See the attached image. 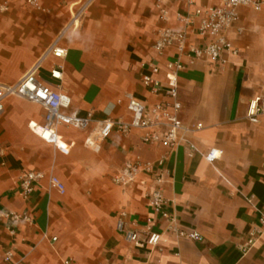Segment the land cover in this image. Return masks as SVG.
<instances>
[{
    "label": "crops",
    "instance_id": "obj_1",
    "mask_svg": "<svg viewBox=\"0 0 264 264\" xmlns=\"http://www.w3.org/2000/svg\"><path fill=\"white\" fill-rule=\"evenodd\" d=\"M88 1L78 29L57 42L66 55L49 54L38 73L70 97L63 112L89 119L88 126L58 125L57 144L68 148L60 150L30 128L44 122L41 104L18 97L4 103L0 264H60L65 257L72 264H264V114L259 123L246 116L250 100L264 95V8L238 9L227 32L238 53L224 55L226 63L182 58L180 118L192 128L188 137L200 152L218 148L220 159L211 164L201 153L189 156L181 145L158 164L167 149L144 143L139 129L127 135L111 131L98 149L86 140L107 118L130 119L129 95L148 106L159 99L141 82L150 62L163 64L175 56L174 49L163 57L154 51L159 30L178 27L177 15L222 0H42L39 8L0 0V83L21 78ZM161 9L169 12L168 20ZM52 68L61 69V80L51 78ZM137 158L153 163V171L128 186L116 184L119 171ZM27 171L56 175L65 192L50 188L45 177L24 196L21 179ZM155 187L167 200L164 211L180 229L199 232L200 240L168 229L167 219L149 204ZM121 212L126 229L142 238L148 230L160 233L159 243L128 241L118 229ZM13 213L29 220L15 223Z\"/></svg>",
    "mask_w": 264,
    "mask_h": 264
},
{
    "label": "built area",
    "instance_id": "obj_2",
    "mask_svg": "<svg viewBox=\"0 0 264 264\" xmlns=\"http://www.w3.org/2000/svg\"><path fill=\"white\" fill-rule=\"evenodd\" d=\"M23 3L39 8L42 0H21ZM193 4V0H187ZM88 2L82 4L72 13L71 20L64 27L56 38L55 42L48 48L41 57L30 67V69L17 81L10 84L0 83V115L4 111V103L8 98L18 97L33 103L41 104L45 109L44 122L40 125H30L31 130L43 141L52 143L58 149L67 151L68 148H61L57 140L61 136L57 133V126L60 124L73 125L78 128H86L89 119L79 118L75 112L66 114L63 109L68 108L71 103L70 97L47 85L38 77L42 61L52 54L55 57H64L66 50L57 45L58 40L67 32H75L80 24L81 18L85 14ZM7 5L4 4L3 7ZM242 6L252 7L255 10L264 8V0H222L220 4L197 8L194 12L180 14L176 16L179 22L178 27L167 26L159 30L158 36L153 44V49L159 57H163L174 49L173 59H166L163 64L150 62L148 71L142 75L141 82L151 95L159 99L151 105H146L136 97L128 96L127 110L130 112V119L107 118L97 129L94 137L86 140L87 146L98 149L100 143L107 138L111 131L127 135L133 130L142 131V141L146 144L162 145L167 151L158 160L162 164L167 155L181 145L188 149V155L201 153L196 144L188 137L192 128L185 125L180 118L182 102L179 99V72L184 68L182 58L189 57L191 60L208 58L212 62L222 65L226 63L224 55L238 53L232 42L227 37L228 30L238 20V9ZM170 17L166 9H161V18L168 20ZM203 41V45L196 44L194 38ZM50 76L53 79L61 80L62 71L59 68H52ZM264 114V95H257L250 100L246 116L253 123L260 122V116ZM202 127L197 123L196 129ZM67 146V145H66ZM204 155L207 162L213 164L222 154L218 148H211ZM154 164L137 158L128 161L125 166L115 176L114 182L118 185L128 186L139 178L142 173H151ZM47 178L50 188L56 189L60 193L65 192L63 182L54 174L46 175L41 171H27L21 179L22 194L27 196L34 190V184H38L42 179ZM149 204L153 210L168 221V229L175 234L189 239L200 240L201 234L197 231H185L179 228L174 216L164 211L163 207L167 203L162 189L155 187L149 194ZM118 229L125 234L128 241L136 246L145 244L156 246L161 234L150 230L144 232L142 238L140 233L134 229H126L123 221L124 212L120 214ZM12 220L27 221L29 217L21 214H10ZM264 225V216L261 217ZM56 240V237L53 238ZM72 258L61 259L60 264H72Z\"/></svg>",
    "mask_w": 264,
    "mask_h": 264
},
{
    "label": "rangeland",
    "instance_id": "obj_3",
    "mask_svg": "<svg viewBox=\"0 0 264 264\" xmlns=\"http://www.w3.org/2000/svg\"><path fill=\"white\" fill-rule=\"evenodd\" d=\"M19 1H21V0H19ZM22 2V1H21Z\"/></svg>",
    "mask_w": 264,
    "mask_h": 264
}]
</instances>
